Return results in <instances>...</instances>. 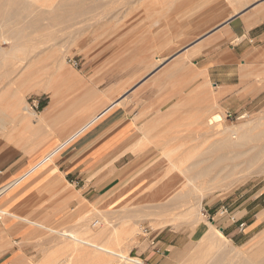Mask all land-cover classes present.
Returning a JSON list of instances; mask_svg holds the SVG:
<instances>
[{
    "label": "rangeland",
    "instance_id": "1",
    "mask_svg": "<svg viewBox=\"0 0 264 264\" xmlns=\"http://www.w3.org/2000/svg\"><path fill=\"white\" fill-rule=\"evenodd\" d=\"M11 1L0 0V32L9 28L14 30L16 28L15 43L27 50L16 51L13 53L16 55L14 57L12 54L9 55V61L15 63L11 68L5 67L4 54L0 52V115L3 114L0 117L6 119L7 122L6 130H2L1 127L0 130L9 133L16 126L18 129L25 130L22 132V138L28 137V130L37 117L26 120V123H21L25 120L16 119L15 121L13 120L15 113L17 114L15 108L21 107L23 109L24 105H27L35 113L40 114L49 101L55 97V94L52 96V91L57 93L56 86L65 85V108L67 110H65V114L69 115L70 118L79 115L81 118L84 117L80 124H77V129L74 127L71 130L65 141L73 138L75 134L93 121L95 116L109 110L112 103L122 96H125V99L116 110L124 111L125 108L133 105L137 111L139 108L137 102H132V99L141 97L142 85H147L150 81H157L162 77H172L184 68L186 61L190 60L196 53L204 51L211 44V42L201 43L205 36L215 32L221 35L223 31V29L211 27L206 32L192 37L187 34L192 22H202L215 15L219 16V19L222 18L220 20L222 24V20H229L231 16L236 14L233 13L235 6L232 5V0H78L76 3L72 0L73 5L67 3L71 0H65L62 1L65 5H62L61 8L58 7L59 3L45 0L48 2L42 3V8H37L40 9V13L35 10L36 8L34 9V12L38 14L33 13L32 9L25 8L24 5L27 6L25 0H17L18 3L15 0L12 1L13 3L16 2L15 4ZM173 1L175 4L172 3ZM172 4L176 5L174 6L176 8L169 11L168 8ZM20 5L24 6L22 7L24 10L31 11L32 14H30L31 12L28 13L27 10L25 12L21 10L19 14L22 12L24 17L21 18L17 15L21 20L16 17H14L16 19L12 18L13 20L1 17L6 10L17 9L18 11L19 8L21 9ZM55 5H58L56 6L58 12H55L57 10ZM41 14L43 15L42 18L37 19ZM238 17H243V15H237L229 22L225 20L224 26L235 21ZM13 23H15V27H13ZM9 44V42L0 40V46L6 50L11 46ZM201 44H204V47H200ZM53 51H59L64 59L62 73L60 71L54 72L55 68L49 67L51 63L49 56ZM27 55L29 56L27 57ZM174 55L177 57L176 60L168 68H165L173 59L171 56ZM17 57L25 59L24 62ZM74 62H77L79 66L75 67ZM194 69L195 66L191 65L187 67L186 71H183L184 73H181L179 78H167L165 80L168 83L166 85L168 100H177L179 105L175 111L171 108L173 110L167 112L165 120L160 123L159 128L157 125L154 127V132L160 131L161 137L145 139V141L142 139L139 148L141 152L136 154L138 158L134 160L131 167L125 170V177L107 196L109 199L100 206H92L85 215L71 224L70 228L67 227L68 230L76 227L74 231L75 234H78L75 237L81 242H92L91 239L101 234V231L103 237L104 234L108 233L109 239L115 234V238H111L115 242H111L112 246L110 245L113 258L112 256H110L112 259L108 257L109 259L106 260L108 263H104L105 257L108 255L101 253L105 256H102L103 258L100 256L101 259L96 256L100 261L103 259L104 264L124 263L125 259L130 256L138 259L140 264H150V262L144 263L140 259L153 253L160 256L161 254L157 253L159 241L165 243L164 239H172L174 233H179L178 241H181V247L178 251L180 261L178 263L173 258L171 252L174 249L167 246L168 251L164 252L161 249V253L164 252L162 259L165 260V264H211L210 261H212L214 254H216L215 258L220 261L219 264L236 261L231 258L242 247L234 245L223 233V230L219 228L218 222L214 223V219L217 221L220 218L225 219V216L220 213L221 210L219 215H213L212 212H208L207 205L216 203V208H220L223 205L222 201L237 193L238 189H240L239 191L245 188L249 189L254 181L258 182L264 179V110L245 114L243 119L241 118L242 115L232 114V117L228 118L227 115L230 113L224 111L205 112L206 108L211 107L214 103L212 100L214 97L213 85H209L208 81L204 83L205 85H193L194 81L186 80L184 74L189 75ZM197 77L199 76L195 78ZM37 85H50L49 87L52 88L45 91V86L39 87ZM111 85L119 86H117L113 96L105 97L109 89L112 88ZM97 88L100 89L101 98H105L102 106L86 105L90 100L93 101L99 97L95 95ZM18 91L23 93V101L18 99L20 97L13 96L15 92L18 95ZM37 102L39 103L38 108L34 107ZM166 108L168 109V107ZM87 109L90 111L87 112ZM11 111L16 112L11 113ZM85 111L88 117L85 115ZM4 113H8L10 116L7 117ZM216 114H221L224 121L215 129H210L199 123ZM136 119L143 120L144 117L139 116ZM246 123L249 124V128L244 131L242 136L233 137L230 135V147L227 150L223 142L226 136L221 131L217 132V129L240 127L242 124L247 126ZM12 133L13 131L11 135H13ZM212 147H214L213 151L222 152L210 154L209 151ZM241 150L254 152V160L246 161L245 159L244 161L237 158L233 160L234 154H239ZM218 160L221 163H217ZM171 162L186 176L187 185L164 204L152 206L156 201L153 194H155L158 180L153 173L157 170H160L159 173L168 170ZM214 163L219 167L210 170L208 168L205 170L197 169L198 165L208 167ZM234 166L235 168H233ZM239 166H244V169H238ZM237 175L244 178L234 186L222 185L223 189H217L208 195L202 203V212L200 210L202 214L206 215V217L202 215V218L205 219L204 224H212L217 230L220 229L231 247L238 248L230 249V261L228 257H222L219 248H217L218 252L216 253L207 237L202 239L203 233L194 230V226L191 227L188 224V219L189 215L197 210L199 189L210 188L211 184L208 182L211 181V178L231 181ZM76 184H78L77 181ZM244 184L247 185L242 187ZM10 186L12 185L1 190H7ZM225 187H230V189L224 190ZM96 222H98L97 225ZM185 223L187 224L185 225ZM78 228L80 229L78 231L81 232L76 231ZM65 229H49L48 236L39 240L35 244V248L28 251L30 254V258H27L28 264H72V260L75 261V259L70 258V253L85 245L79 241L66 240ZM142 229L147 230V233H142ZM205 229L203 228V230ZM72 230L70 231L72 232ZM110 233H112L111 237ZM101 235H99L100 237L97 236L98 241V237L104 239ZM259 237L257 236L253 242L243 248L252 244L256 245L249 247L252 251L250 249L247 251L246 256L248 258H246L264 264V242ZM131 238L134 248L129 250V254L121 252L120 249L126 244V240H131ZM101 239L99 244L96 239L93 240L97 242L93 243L95 245L97 243V246L109 247L102 242L105 239ZM259 240L263 243L261 241L259 243ZM108 243L110 244L109 241ZM86 248L88 249V246ZM80 249L76 251L80 254H75L79 257L84 253L85 247L79 252ZM250 253H253L255 257H250ZM76 258L77 264L85 262L83 256L82 259H80L81 257ZM86 258L88 259V257ZM82 260L84 261L82 262ZM92 260L97 261L94 258ZM86 261L85 264L88 263V260ZM94 261L91 262L97 264ZM100 261H97L98 264L101 263ZM76 262L73 263L76 264ZM93 263L89 262L88 264Z\"/></svg>",
    "mask_w": 264,
    "mask_h": 264
},
{
    "label": "crops",
    "instance_id": "2",
    "mask_svg": "<svg viewBox=\"0 0 264 264\" xmlns=\"http://www.w3.org/2000/svg\"><path fill=\"white\" fill-rule=\"evenodd\" d=\"M258 17H238L225 25L227 28L223 27L221 35L215 32L205 36L201 43L211 44L167 78H179L187 67L194 65L189 75L184 74L185 79L194 81L193 85H205L206 81L213 85L214 103L205 112L224 111L243 116L264 110V19ZM256 18L260 23H254ZM175 55L165 68L176 60ZM167 78L142 85L141 97L132 99L137 102V111L133 105L117 111L125 99L122 96L67 141L71 130L84 117L70 118L65 114V85H57V93L52 91L55 97L37 114L28 137L22 138L24 129L16 126L9 133L0 130V264H28V251L48 236L49 229H65L92 206H100L109 199L107 196L125 177V170L138 158L136 154L141 152L142 139L161 137L160 131L154 132V127L159 128L167 112L175 111L179 105L177 100H168L166 96ZM111 86L105 97L113 96L119 85ZM99 91L97 88L95 94L99 97L86 105L102 106L105 98H101ZM210 93L212 97V91ZM85 115L88 117L87 113ZM139 116L144 119H136ZM216 116L222 115L216 114L206 121ZM206 121L199 123L206 126ZM218 129L217 132L226 136L223 142L228 150L229 134L224 127ZM213 148L210 154L222 152L213 151ZM206 168L205 165L197 166V169ZM237 168L244 169V166ZM158 171L153 173L158 180L153 194L156 201L152 206L164 204L187 185L186 176L172 162L168 170ZM238 175L225 185L234 186L241 178ZM9 185L12 186L7 190H1ZM239 190L223 200L220 208L213 203L207 205V209L213 215H219L222 208L228 210L225 219H214V223L218 222L234 245L243 248L264 234V179L254 181L249 189ZM220 229L218 231L225 237ZM178 234L158 244L164 252L168 251L167 246L173 248L171 254L177 262L175 253L178 254L181 247ZM209 242L217 253L218 247ZM163 256L153 253L140 260L165 264Z\"/></svg>",
    "mask_w": 264,
    "mask_h": 264
},
{
    "label": "bare ground",
    "instance_id": "3",
    "mask_svg": "<svg viewBox=\"0 0 264 264\" xmlns=\"http://www.w3.org/2000/svg\"><path fill=\"white\" fill-rule=\"evenodd\" d=\"M11 1V0H10ZM12 1H14V0H12ZM11 1V3H13ZM17 3H18V1L17 0H15ZM26 2V4H27V6L26 5H24L25 6V8H29V10H33V13H37V12H39V10L37 9V8H42L41 7V5H42V3H44V2H48V1H50V0H48V1H43V0H25ZM62 1H65V0H61V1H54V0H52V3H59L58 5H55V8H57L56 6H58V7H60L61 8V6L63 5H65L64 3H62ZM67 1V0H66ZM70 1V0H69ZM74 1V3H76V1L78 2V0H73ZM231 1V0H230ZM233 2V4L232 5H234L235 6V8H234V11H233V13H236L235 15H233V16H231V18L229 19V20H226L227 22H229V21H231L232 19H234L237 15H243V17H249L250 19H252V18H254V17H258V16H260V18H263L264 19V0H232ZM16 2H14L13 4H15ZM22 2V1H21ZM24 3V2H23ZM67 3L68 4H71L72 3V0H71V2H68L67 1ZM172 3H174L175 4V2L173 1ZM68 4H66V5H68ZM54 5V4H53ZM72 5H73V3H72ZM75 5V4H74ZM24 6H21L20 5V7H21V9L19 10L18 9V11H17V9L16 10H14V9H11V10H6V11H4V14L3 15H1V17L3 18V17H5V18H8V19H12V18H14V17H16V18H19L20 19V17H18V16H21V18H23L24 17V14L21 12L20 14H19V12L22 10V11H26V10H24L22 7H24ZM45 6V5H44ZM62 6V7H63ZM69 6V5H68ZM76 6V5H75ZM174 6H176V5H170V7L168 8V10L170 11H172V9L173 8H176V7H174ZM233 6V7H234ZM19 7V6H18ZM232 7V8H233ZM36 8V9H35ZM34 9L37 11V12H34ZM29 10H27V12L29 11ZM167 10V11H168ZM174 10V9H173ZM26 12V13H27ZM31 12V11H30ZM30 12H28V13H30ZM55 12H58V8H57V10H55ZM176 12V11H175ZM40 13V12H39ZM171 13H173V12H171ZM23 14V15H22ZM30 14H32V12L30 13ZM34 14V15H35ZM38 14V13H37ZM18 15V16H17ZM29 16H32V15H29ZM38 16V15H37ZM42 14L37 18V19H40V18H42ZM33 17V16H32ZM16 18H14V19H16ZM35 18V17H34ZM220 17L219 16H215V15H212V16H210L208 19H205L204 21H202V22H197V23H195V22H192L191 23V27H189L188 28V30H187V34L188 35H190V36H198V35H200V34H202V33H204V32H206L208 29H211V27H213V29L214 28H216V29H220V30H222L223 29V27H224V22H225V20L223 21L222 20V24L220 23V20L222 19H219ZM259 18V17H258ZM258 18H256V21L254 22V23H260L259 21V19ZM224 19V18H223ZM13 20V19H12ZM21 20V19H20ZM25 20H26V18H25ZM28 20V19H27ZM32 20V19H31ZM3 21H4V19H3ZM254 21V20H253ZM264 21V20H263ZM226 22V23H227ZM220 23V24H219ZM225 23V24H226ZM248 23V22H247ZM250 23V22H249ZM14 24V26L13 27H15V23H13ZM31 24V23H30ZM219 25V26H218ZM251 25H252V21H251ZM253 26V25H252ZM226 27V26H225ZM249 27V26H248ZM0 28H1V26H0ZM22 28V27H21ZM227 28V27H226ZM225 28V29H226ZM18 29V28H17ZM224 29V30H225ZM3 30H4V28H3ZM219 30V31H220ZM1 31V30H0ZM225 31H227V29L225 30ZM21 32V31H20ZM19 34V33H18ZM174 34V33H173ZM16 35H17V31H16V28H15V30L13 29V28H9V29H7V30H5V31H3V32H0V40H2V41H5V42H9L10 44H11V46L6 50L4 47H1L0 46V52L2 53V54H4L3 56V59L5 60V67H12V65H13V63L14 62H12V61H9V59H8V57H9V55H13V57L14 56H16L15 54H13V53H16V51H19V52H21V50H27L26 48L25 49H23V47H19L16 43H15V40H16ZM21 35V34H20ZM177 37V36H176ZM176 39V38H175ZM9 44V45H10ZM200 47H204V44H201V46ZM31 50V49H30ZM23 52H25V51H23ZM8 55V56H7ZM29 55H27V57H28ZM7 57V58H6ZM19 57H17V59H18ZM14 59V58H13ZM20 60H25V59H21V58H19ZM49 59L51 60V63H50V66L49 67H51V68H55V71L54 72H57L58 73V71H60L61 73H62V65H63V57H61V53L59 52V51H57V52H55V51H53L52 52V54L49 56ZM24 62V61H23ZM15 64V63H14ZM155 65V64H154ZM14 66V65H13ZM8 68H6L7 70H8ZM8 72V71H7ZM64 75V74H63ZM62 75V76H63ZM37 86H39V87H41V86H45V85H37ZM50 85H46L45 86V91H47L48 89H50V88H52V87H49ZM16 92H17V90H15ZM15 92V94L13 95V96H17V98L18 97H20V98H18L19 100L21 99V101H23V96H22V92H19L18 91V95H17V93ZM15 97H13L15 100H18V99H16ZM21 104H23L22 102H21ZM19 105H20V103H19ZM14 107V106H13ZM15 108V107H14ZM15 110L17 111V114L15 113V115H14V118H13V120H15L16 121V119H19L20 121L21 120H25L24 122H21V123H26V120H30V119H32V118H34V117H38L37 116V113H35L32 109H31V107H29V106H25L24 105V108L23 109H21V107H16L15 108ZM24 110V111H23ZM2 111V110H1ZM16 111H11V113H14V112H16ZM3 112V111H2ZM2 112H1V114H2ZM24 112V113H23ZM26 112V113H25ZM6 113V112H5ZM4 113V114H5ZM8 113H10V112H8ZM5 114L7 117L8 116H10L9 114ZM3 115V114H2ZM2 115H0V116H2ZM245 116H243V117H241L242 119L244 118ZM10 119H11V117H10ZM12 120V119H11ZM12 120V121H13ZM18 120V121H19ZM224 120V118H223V116H216V117H213V118H211V119H209L208 121H207V123H206V126L208 127V128H216L217 127V125H219L220 123H223L222 121ZM11 121V122H12ZM6 119L4 120L3 119V117L1 118L0 117V127H1V129L3 130V128L5 129V126H6ZM15 123V122H14ZM10 124H12V123H10ZM28 124V123H27ZM245 125V124H244ZM246 125L247 126H243V124L240 126V127H236V126H233V127H230V128H225L224 130L229 134V137H230V135L231 136H235V137H237V136H242L243 134H244V131H246L248 128H249V124L248 123H246ZM239 126V125H238ZM6 128H7V126H6ZM221 128V127H220ZM229 144H230V140H229V142H228ZM235 156L233 157V160H234V158L236 159H240V160H244L245 161V159H246V161L247 160H249V159H253L254 160V158H255V155H254V152H251V151H244V150H241L240 152H239V154H234ZM219 162H217V163H221V161L220 160H218ZM228 162H230V160L228 159ZM219 167V165H217L216 163H214V164H212V165H210V166H208L207 168L210 170V169H214V168H218ZM244 177H241L239 180L241 181L242 179H243ZM239 180L237 181V182H239ZM227 182H230V181H220V180H218L217 178H215V177H213V178H211V181H209L208 183H210L211 184V187L210 188H200L199 189V195H198V198H197V210L195 211V213H193V214H191V215H189L190 217H189V219H188V224L189 225H191V227L192 226H194V230H196V231H200L201 233H203L202 234V239L203 238H205V237H207V239L209 240V241H211L212 243H214L218 248H219V252L220 253H222V257L224 256L225 258H227L228 257V260H230L231 261V259L232 260H236L234 263H233V261H232V263L231 262H226L225 264H260V263H258L257 261H251L250 259H247L248 257L246 256V254H247V251H249V249L252 247V245H250V246H248V247H245V248H241V250H238V252H237V254H233V255H235V256H232V258L230 259L229 258V255H230V249H238V248H236V247H234V248H232L231 247V244H229L228 243V241H227V239L221 234V232L220 231H218L216 228H215V226H213L212 224H209V225H206V224H204L205 223V219H203L202 218V203H203V201H204V199L208 196V195H210V194H212L213 192H215L217 189H220V188H222V185H225ZM223 189V188H222ZM228 189H230V187H225L224 188V190H228ZM200 210H201V212H200ZM97 211V210H96ZM98 212V211H97ZM100 214V213H99ZM204 216V215H203ZM85 217V216H84ZM206 217V216H205ZM86 220H88V219H86ZM90 220V219H89ZM101 221V220H100ZM89 222V221H88ZM98 224V222H96V225ZM187 223H185V225H186ZM93 225H95L94 223H93ZM206 225V226H205ZM83 226V225H82ZM89 226V225H88ZM197 228H196V227ZM209 228H208V227ZM70 228V227H69ZM101 228V227H100ZM203 228H206V229H208V230H203ZM73 229V228H72ZM65 229V239L66 240H72V241H79V242H81V240L80 239H78V238H76L75 236L78 234L77 232V234H75V229H76V227H75V229ZM212 229V230H211ZM66 230H68V231H66ZM70 230H72V232L70 231ZM78 230H80L79 228L76 230V231H78ZM105 230V229H104ZM107 230V229H106ZM108 231V230H107ZM204 231V232H203ZM208 231H209V234H208ZM78 232H81V231H78ZM104 232V231H103ZM110 232V231H109ZM115 232V231H114ZM113 232V233H114ZM211 232H212V234H211ZM102 235H103V233H102V231L100 232ZM104 233H106V231L104 232ZM142 233H144V231H143V229H142ZM101 234H99V235H101ZM111 235H110V237L112 236V233H110ZM99 235H96L95 237H93V239H96L97 240V236H99ZM101 235V237L102 238H104L105 239V237H107L108 239H109V234L108 233H106V234H104L105 236L103 237ZM107 235V236H106ZM100 237V236H99ZM98 237V239H99V241L97 242L96 240H93V239H91L92 240V242H81V243H84V247H85V251H83L84 253H82L81 254V258L78 256V255H75V254H77L76 253V251H78V249H80V248H78L77 250H75V251H73V253H70L71 254V256H70V258L72 257V259L74 258L75 259V261L74 260H72L73 262H76L77 261V258L76 257H78V258H80V259H82V256H83V259L85 260V262L84 263H82V264H85L87 261L86 260H88V263L90 262V263H93V262H91V261H94V260H92L93 258L94 259H96L97 261H100V260H98V258L101 256H103V257H105L104 255H108V256H106L105 258V261H104V263L106 262V260H107V258L108 257H110V256H112V254H111V252H112V244H111V242H115V241H113L114 239H112L111 240V238H115V234H114V236H112L108 241L110 242V244L108 243V241L105 239H101V238H99ZM129 238V237H128ZM263 242H264V234L262 235V236H260L259 237ZM258 238V239H259ZM100 239L101 240H104V241H102V242H104V243H106V246L107 245H109V247L107 246V247H105V246H102V245H99V246H97V243L99 244L100 243ZM122 239V238H121ZM125 239H127V238H125ZM130 239V238H129ZM126 240L125 242H126V244H124L123 245V247H122V249H120L121 250V252H125V253H128L129 254V250H131V249H133L134 248V244L132 243L133 241H132V238H131V240ZM91 240H89V241H91ZM111 240V241H110ZM261 240H259V243H260V241ZM261 241V242H262ZM93 242H97L96 243V245H95V243H93ZM101 242V244H104V243H102ZM256 242V241H255ZM262 242V243H263ZM258 244V243H257ZM264 244V243H263ZM111 245V246H110ZM86 246H88V249L86 248ZM256 246V245H255ZM254 245H253V247H255ZM258 246V245H257ZM83 246H81V249L82 250H84L83 248H84ZM111 247V248H110ZM250 247V248H249ZM110 248V249H109ZM116 248V247H115ZM258 248V247H257ZM262 248V247H261ZM81 249L79 250V252L81 251ZM251 251H252V249H250ZM256 250V249H255ZM254 250V251H255ZM232 251V250H231ZM235 251V250H234ZM237 251V250H236ZM104 254V255H102V254ZM69 254V255H70ZM78 254H80V253H78ZM175 255L178 257V254L177 253H175ZM252 255V256H251ZM96 256H98V258L96 257ZM248 256H249V253H248ZM86 257H88V259L86 258ZM101 257L99 258V259H101ZM102 257V258H103ZM247 257V258H246ZM250 257H255L254 255H253V253L251 254L250 253ZM249 257V258H250ZM66 258V257H65ZM90 258H91V260H90ZM112 258H113V256H112ZM111 257H110V259H112ZM109 259V258H108ZM178 259L180 260V258L178 257ZM253 259V258H252ZM84 260H82V262L84 261ZM178 260V261H179ZM212 261H210V263L211 264H219V262L220 261H218L215 257H213L212 259H211ZM250 260V261H249ZM69 261H71V260H69ZM97 261H94L95 263H97L98 264V262ZM102 261H103V259H102ZM102 261H100L101 263L100 264H104ZM110 261V260H109ZM112 262L114 261V260H111ZM64 262H65V259H64ZM72 262V264H75V263H73ZM78 262V261H77ZM77 262H76V264H77ZM70 263V262H69ZM87 263V264H88ZM106 263H108V261L106 262ZM110 263V262H109ZM68 264V263H67ZM71 264V263H70ZM94 264V263H93ZM110 264H112V263H110ZM116 264H119V263H116ZM120 264H140V261L138 260V259H136V258H133V257H127L126 259H125V261H124V263H120ZM262 264V263H261Z\"/></svg>",
    "mask_w": 264,
    "mask_h": 264
},
{
    "label": "built area",
    "instance_id": "4",
    "mask_svg": "<svg viewBox=\"0 0 264 264\" xmlns=\"http://www.w3.org/2000/svg\"><path fill=\"white\" fill-rule=\"evenodd\" d=\"M73 65H74L75 67H78V66H79V64H78L77 62H74ZM38 106H39V103L37 102V104L34 105V107L38 108ZM227 116H228V118H231V117H232L231 114H229V115H227ZM220 213H221L222 215H226V214L228 213V210H227L226 208H222L221 211H220ZM232 220H234V218H232ZM143 231H144V233H147V230H143ZM154 240H155V239H154ZM154 240H153V244H154ZM156 247L158 248L157 245H156ZM157 253H159V254H161V255H164V252L161 253V249H160V248H159V250H157Z\"/></svg>",
    "mask_w": 264,
    "mask_h": 264
}]
</instances>
